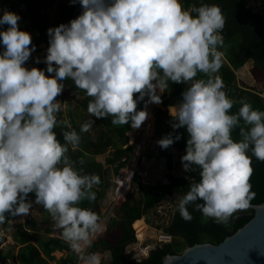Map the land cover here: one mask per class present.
Segmentation results:
<instances>
[{
  "label": "clouds",
  "instance_id": "1",
  "mask_svg": "<svg viewBox=\"0 0 264 264\" xmlns=\"http://www.w3.org/2000/svg\"><path fill=\"white\" fill-rule=\"evenodd\" d=\"M72 2L80 4L81 14L47 30L46 70L24 66L36 46L30 33L19 29L21 17L6 9L0 17V26L8 25L0 31V224L8 221L6 214L28 216L33 207L28 196L34 193V203L51 215L73 252L82 253L103 231L96 212L77 206L84 199L95 201L91 189L100 183L98 175H81L67 156L68 145L78 146L81 137L75 130L63 132L62 144L54 131L65 123L57 120L63 104L57 97L69 79L92 98L87 105L91 116H111L113 125L130 123L132 129L148 119L149 104L162 103L158 92L168 81H191L178 109L169 111L174 132L186 128L189 137L181 158L184 171L193 165L200 169L199 182L178 201L179 215L191 221L187 206L197 201L203 203L196 210L217 224L247 210L256 195L250 183L252 157L264 162V111L241 99L239 111L230 114L235 101L215 75L223 57L218 50L225 26L220 7L202 4L185 10L180 0ZM198 73L208 78L196 79ZM141 101L145 108L138 111ZM241 120L250 127H240ZM94 123L86 121L80 131L89 132ZM237 127L241 139L234 141ZM180 139L168 133L156 146L166 150ZM79 258L100 264L99 253Z\"/></svg>",
  "mask_w": 264,
  "mask_h": 264
},
{
  "label": "trees",
  "instance_id": "2",
  "mask_svg": "<svg viewBox=\"0 0 264 264\" xmlns=\"http://www.w3.org/2000/svg\"><path fill=\"white\" fill-rule=\"evenodd\" d=\"M7 0H0V4ZM20 6L26 10V16L29 20L28 26L38 33V42L45 45V55L49 47V37L47 30L49 28L58 27L61 24H68L72 19L80 15L79 9L73 5L69 0H61L57 4V17L51 18L43 12L53 7L54 0H18ZM252 0H180L185 10H190L193 6L200 7L202 4L218 5L225 18V26L221 33L224 38L222 47L218 46V50L223 53L222 66L216 75H219L223 83L226 85L224 91L227 96L235 101L230 114H235L239 111L241 99H246V102L251 104L254 110L264 111V99L257 93L240 87L236 83V71L241 69L248 61H253L254 65L259 68L264 67V14L256 13L252 8L248 7V3ZM193 16L196 13H192ZM2 26H0L1 29ZM21 30V29H20ZM3 51L2 44H0V52ZM33 67L45 69V63H39ZM29 69L32 68L28 67ZM203 73H198L196 79H207ZM65 88L74 92L81 97L76 110L81 112L87 111V105L92 99L80 89L75 88L74 83L69 79L63 81ZM192 82L186 84H175L168 81V86L163 90L162 108H157L154 111V140L157 142L168 133L174 135H181V139L175 142L168 149L159 151V154L164 157L166 165V182L156 185H144L141 179L136 177L133 179L138 187L140 200L135 209L131 210L127 217L119 220V227L121 235L114 243L104 240H98L91 245V253H100L101 251L110 252L111 261L109 264H162L163 259L167 255L181 254L188 246H193L200 243L219 244L225 238L233 235L237 230L242 228L254 216V211L251 209L236 212L228 220L226 224H217L212 218L203 216L200 211L196 210L197 201L189 204L188 211L191 213L193 219L191 221L183 220L177 210V204L193 183H198L200 180V169L193 165L192 171L186 172L189 178L177 177L172 174V150L186 154V146L188 134L186 128L176 129L175 132L171 127L174 123V117L168 113L170 107L179 106L182 102V93L190 86ZM138 95V94H137ZM135 98V97H134ZM147 97H145L146 99ZM137 110H144V102L138 103ZM88 112V111H87ZM71 120L68 122L62 116V113L57 114V120L65 123H58L54 131L57 134V139L63 144V132H70L75 130L80 135V143L78 146L68 145L69 151L67 156L74 162L76 170L81 175H98L100 183L94 185L91 191L95 192L96 200L90 201L84 199L80 202L79 207L92 209L95 203L106 195L108 188L107 181L104 178V165L113 167L115 174H118L120 169L124 168L131 160V153L133 147H126L128 144L127 134L131 131L130 123L128 125H113V117L108 116L105 119H99V128L94 131L84 133L81 132V121H77L73 112L69 111ZM70 125L71 127H68ZM240 127H250L240 121ZM240 128L237 127L232 132L234 141H239L241 136L239 134ZM111 150V154L105 157L104 163L99 161L97 157L106 154ZM183 155V156H184ZM248 155L251 156V148ZM83 160V164L80 161ZM61 167L63 165H60ZM253 174L250 177L252 191L255 192V198L251 201L252 205H259L264 202V162L256 160L252 157ZM171 196L177 202L173 205V213L169 223L165 226L164 232L171 236V241L165 243L160 247L152 249L149 255L141 260H135L129 257L126 253V247L136 241L135 231L137 237L144 238L147 229L142 217L146 216L148 222L152 214L150 212L156 209L161 201L166 197ZM29 201H35V194L31 193L28 196ZM46 211V210H45ZM158 216V215H155ZM9 221L12 216L6 214ZM51 215L46 211V217L42 224L35 220H27L13 235L14 245L6 253H0V258L8 260L10 258L16 260L18 264H73L67 257L57 259L56 252H61L69 247V244L61 237L49 236L52 234V229L49 223L52 221ZM8 221L0 224L2 229L8 226ZM43 234L39 231L43 226ZM145 233V234H144ZM144 234V236H143ZM7 241L5 235H0V247ZM18 247L17 252L15 249Z\"/></svg>",
  "mask_w": 264,
  "mask_h": 264
},
{
  "label": "rangeland",
  "instance_id": "3",
  "mask_svg": "<svg viewBox=\"0 0 264 264\" xmlns=\"http://www.w3.org/2000/svg\"><path fill=\"white\" fill-rule=\"evenodd\" d=\"M61 0H54L53 7L46 9L43 13L46 15H50L51 18L57 17L56 9L57 4ZM73 5H76L79 9L81 14L82 8L78 2L73 3L72 0H69ZM248 7L252 8L254 12H258L264 14V0H252L248 3ZM6 9L10 12H13L21 17L18 21L19 29L22 31H26L30 33L32 36V43L36 46V51L32 53V57L29 61L26 62L24 65L25 67H33L36 65L35 60L39 58L41 63L44 60L45 55V45L38 42V33L34 31L32 28L28 26L29 20L26 16V10L20 6L18 0H7L0 4V17L3 16V10ZM8 25H3L0 31L7 30ZM3 48V46H2ZM46 70V68L44 69ZM46 75H48L46 73ZM216 75V74H215ZM236 83L245 89H249L251 91H255L259 93L261 97L264 98V68L256 67L253 61H248L241 69L236 71ZM225 85V84H224ZM226 88V85L225 87ZM161 99L163 93L160 94ZM146 98L145 100H147ZM61 103V110L62 116L68 122L71 120V115L69 111H72L74 114V118L77 121H81L83 124L86 121L94 120L95 123L91 128V132L93 133L99 128V119L91 116L87 111L81 112L80 110H76L81 97L74 92H71L67 88L64 89L62 95L57 97ZM66 102V103H65ZM179 106L173 107V111H171L170 107L167 109L173 112L178 109ZM145 108V103H144ZM157 108H162V104H149L147 106V111L149 113L148 119L145 123L141 126L140 129H132L128 138V144L135 149V151L131 154L133 155V159L131 162L122 168L118 174H115L113 171V167L104 165V178L107 181L108 188L106 189V195L99 201V212H96L100 216V223L103 225V231L98 233L95 237L92 238V243L97 242L98 240H104L110 243L116 242L121 234V229L119 227V220L123 219V217H127L131 210L135 209L138 205L140 200V195L138 192V187L134 183V181L130 178L129 185L126 190L121 189V179L124 177L123 170H128L130 172H134V177H139L141 179V183L144 185H156L166 182V166L164 165V160L161 159L159 161L157 171H147V169L141 170L137 164V159L144 155V153H151L153 151H159L162 149L157 145V142L154 140V111ZM170 115V113H169ZM151 127V128H150ZM111 154V150H109L106 154L97 157L99 161L104 163L105 157ZM184 153L172 150V174L177 177H185L189 178L188 174L184 171L183 165L181 163V158ZM122 171V172H121ZM123 174V175H122ZM118 181L120 182L118 184ZM33 202V201H32ZM177 202L171 196H166L160 203V205L154 209V211L150 212L152 214L158 215H151V219L148 222L146 216H143L142 219L147 226L145 231L144 238L137 237L136 230L135 237L136 241L126 247V253L129 257L135 260H141L147 255H149L150 251L156 247H160L165 242H169L165 239L166 233L164 232V228L161 226H165L169 223L172 213H173V205ZM240 212V211H237ZM46 217V211L42 205H37L33 202V207L30 210V214L28 216H17L12 218L8 221V226L5 229H2L0 226V235H5L7 237L6 243L0 247V253H6L9 249L12 248L14 245L13 235L20 230L21 226L26 223L27 220H35L39 224L44 222ZM42 227L39 231V234L44 233V229L46 227ZM49 227L52 229V234L49 236L53 237H62V230L57 229L54 226V221L52 220L49 224ZM168 238H172L168 236ZM173 239V238H172ZM90 247H85L82 253H76L79 257L81 255L87 256L91 254ZM18 247L15 249L17 252ZM100 264H109L111 261L110 252L108 251H101L100 253ZM55 257L58 259L59 257H67L68 253L66 250L61 252H56ZM0 264H18L16 260L10 258L8 260H3L0 258ZM52 264H56L53 262ZM76 264H85L83 259H78Z\"/></svg>",
  "mask_w": 264,
  "mask_h": 264
},
{
  "label": "water",
  "instance_id": "4",
  "mask_svg": "<svg viewBox=\"0 0 264 264\" xmlns=\"http://www.w3.org/2000/svg\"><path fill=\"white\" fill-rule=\"evenodd\" d=\"M249 209L254 211L253 218L221 243L188 246L181 254L167 255L162 264H264V202ZM91 210L99 212L98 203ZM66 252L76 264L78 255L70 246Z\"/></svg>",
  "mask_w": 264,
  "mask_h": 264
},
{
  "label": "built area",
  "instance_id": "5",
  "mask_svg": "<svg viewBox=\"0 0 264 264\" xmlns=\"http://www.w3.org/2000/svg\"><path fill=\"white\" fill-rule=\"evenodd\" d=\"M129 135H130V133L127 134L128 138H129ZM130 145L131 144H128L126 147H128ZM132 159H133V157H132ZM161 159L164 160V165H165V159H164V157L161 156L160 154L158 155V151H153L151 153H144V155H142L141 157H139L136 162H137V164H138V166L140 167L141 170L147 169V171H154V170L157 171L158 170L157 167H158L159 161L161 162ZM134 175H135V173L133 172L132 175H131V179L132 180L134 178H136V177H134ZM119 183L120 182L118 181V184ZM164 237L168 241L171 240V238H168L167 235L164 236Z\"/></svg>",
  "mask_w": 264,
  "mask_h": 264
},
{
  "label": "bare ground",
  "instance_id": "6",
  "mask_svg": "<svg viewBox=\"0 0 264 264\" xmlns=\"http://www.w3.org/2000/svg\"><path fill=\"white\" fill-rule=\"evenodd\" d=\"M151 128V127H150ZM124 174V175H123ZM123 178L121 179V189L122 190H126V188L128 187L129 185V180L131 178V175H132V172L128 171V170H124L123 172Z\"/></svg>",
  "mask_w": 264,
  "mask_h": 264
},
{
  "label": "flooded vegetation",
  "instance_id": "7",
  "mask_svg": "<svg viewBox=\"0 0 264 264\" xmlns=\"http://www.w3.org/2000/svg\"><path fill=\"white\" fill-rule=\"evenodd\" d=\"M253 92H255V91H253ZM255 93H257V92H255ZM257 94L259 95V93H257ZM259 96H260V95H259ZM260 97H261V96H260ZM120 235H121V234H120ZM117 240H118V239H117ZM117 240H116V241H117Z\"/></svg>",
  "mask_w": 264,
  "mask_h": 264
},
{
  "label": "crops",
  "instance_id": "8",
  "mask_svg": "<svg viewBox=\"0 0 264 264\" xmlns=\"http://www.w3.org/2000/svg\"><path fill=\"white\" fill-rule=\"evenodd\" d=\"M79 257V256H78ZM61 257H59L58 259H60Z\"/></svg>",
  "mask_w": 264,
  "mask_h": 264
}]
</instances>
